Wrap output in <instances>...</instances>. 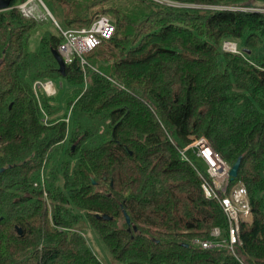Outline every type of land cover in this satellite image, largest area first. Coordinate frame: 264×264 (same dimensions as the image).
I'll use <instances>...</instances> for the list:
<instances>
[{"label":"trees","instance_id":"1","mask_svg":"<svg viewBox=\"0 0 264 264\" xmlns=\"http://www.w3.org/2000/svg\"><path fill=\"white\" fill-rule=\"evenodd\" d=\"M25 1L0 11V264H103L87 227L116 264H242L197 244L227 235L178 154L199 138L229 166L241 159L230 185L246 188L252 221L239 225L238 253L264 264V0H141L147 12L54 0L65 29L105 14L114 25L84 71L74 56L64 73L58 31L28 50Z\"/></svg>","mask_w":264,"mask_h":264},{"label":"built area","instance_id":"2","mask_svg":"<svg viewBox=\"0 0 264 264\" xmlns=\"http://www.w3.org/2000/svg\"><path fill=\"white\" fill-rule=\"evenodd\" d=\"M34 0H26L16 5L19 12L25 16L33 18L36 22L51 18L55 24L57 31L63 38V41L57 46V53L63 60L64 64L70 63L74 56L79 59V65L84 71L86 62L83 53L97 46L101 40L110 39L114 33V25L112 21L105 15L97 16L89 27H81L78 29H63L54 20L50 12L43 3L38 0L40 6L45 9V14L39 12L32 5ZM164 2L171 6H176L174 2L165 0H154ZM41 6V7H42ZM40 10V9H39ZM235 48V47H234ZM224 50H226L224 45ZM236 52L235 50H226ZM34 91H41L45 96H53L56 89L51 81H35L33 83ZM180 159L191 164L200 178V187L205 198L215 201L223 213L227 222V235L222 241L204 240L197 242L204 249L225 248L230 254L240 260L238 248L241 246L239 237L240 223H250L252 221L251 210L248 202L246 188L241 183L230 185L231 178L229 175V166L218 153H216L204 138L194 139L183 148H178ZM188 151L197 159V166L188 155ZM220 235L218 229L211 231V236L216 238Z\"/></svg>","mask_w":264,"mask_h":264},{"label":"rangeland","instance_id":"3","mask_svg":"<svg viewBox=\"0 0 264 264\" xmlns=\"http://www.w3.org/2000/svg\"><path fill=\"white\" fill-rule=\"evenodd\" d=\"M41 2H43V5L44 4L46 5V6L45 5L44 6L47 7L48 9L47 8L46 9L52 13V14L51 13L50 14L52 15V17L54 16L53 17L54 20L61 26V28H63V24L60 21V20H62V17L59 14V9H57L55 6L54 0H42ZM38 4H39L38 0L32 1V5L34 7ZM41 6L39 4V6L37 7V10L39 12L45 14V12H44L45 9L43 6L42 7ZM103 6L104 7H115L119 10H122V11H131V10L138 11L140 9H143L145 12H147L150 9L148 7V5L146 3H142L141 0H111L107 3H105ZM247 7H251V6H247ZM241 8L243 9L245 7H241ZM97 9H99V7ZM236 9H239V8H236ZM246 9H249V8H246ZM105 16H107L112 21L111 15L105 14ZM63 29H65V28H63ZM45 32H49V33H52L55 35L58 33L57 29L55 27V24L51 18H47L45 20H41V21L36 22V25L33 28V30L31 31V34H30V37L28 40V50L29 51L35 52L38 50L39 39L42 36V34ZM226 43L233 44L235 48L232 50L236 51V49H237L236 45H235V43H232V42H225L223 44V48H224V45H226ZM97 46H94L89 51L83 53L84 58L89 60L90 55H92L98 49ZM226 50H229V49H226ZM84 74H85V72H84ZM53 85H55V84H53ZM58 104H59V107L62 111L64 109V104L63 103H58ZM188 155L190 156V158L193 161L197 162V159L189 151H188ZM86 229H88V230H86L84 232V234H85V238L87 240V244L90 247V249H92V251L97 255V257L100 259V261L103 264H116L115 262H113L111 260V257L109 255L106 247L101 242V240L98 238V236L95 234V232L93 230L89 229L88 227Z\"/></svg>","mask_w":264,"mask_h":264},{"label":"water","instance_id":"4","mask_svg":"<svg viewBox=\"0 0 264 264\" xmlns=\"http://www.w3.org/2000/svg\"><path fill=\"white\" fill-rule=\"evenodd\" d=\"M9 3H10V0H0V11L7 9L9 7ZM52 55L58 64L59 71L61 73H64L65 64H64L63 60L61 59V57L59 56V54L57 53V51H52ZM240 160L241 159L238 158L230 168L229 175H230L231 180L237 176V172H238L239 165H240ZM2 170H3V168L0 169V172ZM123 215H124L125 222L127 224H129V219H128L127 215L125 213H123ZM102 218L105 220L109 219V217H107V216H102ZM133 229H135V228L133 227ZM17 232L20 233V230H17Z\"/></svg>","mask_w":264,"mask_h":264},{"label":"bare ground","instance_id":"5","mask_svg":"<svg viewBox=\"0 0 264 264\" xmlns=\"http://www.w3.org/2000/svg\"><path fill=\"white\" fill-rule=\"evenodd\" d=\"M225 48L229 49V50H232V49H234V45L230 44V43H226Z\"/></svg>","mask_w":264,"mask_h":264}]
</instances>
